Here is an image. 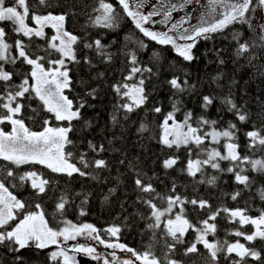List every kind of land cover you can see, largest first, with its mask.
I'll list each match as a JSON object with an SVG mask.
<instances>
[{
	"label": "snow or ice",
	"instance_id": "obj_1",
	"mask_svg": "<svg viewBox=\"0 0 264 264\" xmlns=\"http://www.w3.org/2000/svg\"><path fill=\"white\" fill-rule=\"evenodd\" d=\"M147 2L148 0H117V4L123 13L131 19L135 29L143 37L157 45L171 46L178 57L191 63L198 59L193 49L196 48L200 40H212L214 34L224 32L233 23H248L246 13L250 11L253 0H208L210 8L201 18L199 26H191L190 17H182L179 21L173 22L172 12L177 10L176 5H172L171 10L164 12L162 21L153 20V17L159 16L161 13L155 10L154 6V10L147 14L140 11ZM192 2L193 0H184L180 9L182 10L185 5ZM258 2L259 5L264 6V0H258ZM38 4L51 7L48 0H38ZM134 7L136 10H133ZM217 9H222V11L218 12ZM93 11L98 14L89 18V26L91 27L115 31L124 18L117 8L106 0H98V7L94 8ZM30 12L34 26H30L27 22ZM68 15L67 12L59 15H53L51 12L47 15L37 14L36 11L31 10L28 0H13L12 6H8L6 0H0V25L5 23L11 25L13 33L26 38L28 41L26 43L23 39H17L14 45L16 54L13 55V44L6 39L8 32L4 26H0V89H2L0 91V109L3 110L0 111V125H11L10 132L0 129V161L12 166L4 167L0 164V174L3 176L0 179V246H3L8 253L13 254L12 259L16 264H23V250L29 248L44 250L53 245L56 246L57 250L48 253L51 262L77 264L75 257L70 256L68 251L83 253L93 260H100L101 257L96 254L94 247L78 244L66 251L61 246V240L66 243L86 234L88 237L98 240L105 248L131 253L135 261H139V264H161V260L151 252V247L143 253H138L122 243H106L98 235H93L97 233V229L88 223L77 226L65 220L63 221L64 227L54 229L49 226V221L45 218V212L39 203L35 205L37 211L27 212L21 219H18L17 213L24 210L27 205L13 195L4 183V180L9 178L14 181L18 180L21 186L27 183L35 195L40 197L52 191V185L58 181L54 177H46L34 166L39 165L53 174L66 176L69 179L78 175L94 180L99 179L95 170H107L109 168L105 159L96 157L90 159L87 151H80L75 156V162H73L74 153L71 149L76 145L69 136L70 133L77 130L81 133H87L94 127V122L85 117L83 110L87 107H94L88 103V98L97 99L98 90L92 88L86 91L83 98H77L76 101L70 99L65 92L66 90L68 92L73 90L72 66L80 65L83 62L90 69L96 67V64L87 55L82 58L78 55L81 44L83 49L93 52L102 64H112L116 53L109 51L111 44L103 43L100 38L89 41L67 31L65 21ZM209 15L214 17L218 15L220 18L209 23L206 18ZM157 23L163 24L167 31H155L151 27L145 26L149 24L154 26ZM185 25L190 27H185ZM46 28L53 29L54 34L50 37L47 36ZM34 37L46 41V45L43 46L36 44L35 52L31 47L35 43ZM232 39L238 41L239 34L233 33ZM260 39L264 41V35H261ZM125 40L126 43L124 48L120 50V55L126 61V74L122 80L111 85L112 91L118 97L111 115V123L114 126L120 124L118 113L122 112L123 119L127 120L130 114L148 103L150 93L146 89V82L153 76L159 75L158 69L154 71L153 66L143 64L140 59L139 53L146 51L148 44L144 40H137L135 41V48L129 49L128 42H131V37H125ZM115 42V40L112 41L113 44ZM259 47H264V43ZM40 52L43 54H38ZM248 52L249 45L246 43H240L236 49L238 57ZM53 56L56 58H52ZM217 57L218 63L223 65L225 61L219 58V50ZM253 59L256 57L248 58L249 64L252 63ZM159 60L160 53L152 52L150 63L158 65ZM19 61L30 66V71L24 74L20 83L17 84L13 80L15 73L5 70V65H15ZM261 67L264 68V66ZM261 74L264 75V71ZM104 75V72H98L95 78L103 79ZM221 78V73L212 77L214 82H218ZM167 83L174 90V95L188 93L196 88L195 84L189 83L187 74L183 80L180 76L174 75ZM232 83L234 84L236 81L233 80ZM31 99L39 101L43 110L51 113L56 121L67 122V124L51 127L47 126L50 123L49 120H45L46 126L42 131L30 130L20 117L23 114V108L26 106L21 101ZM215 99L216 97L213 96H204L201 107L207 111ZM221 103L227 111L234 113L241 123L249 121V114L235 103L231 88H229L227 95L221 97ZM28 106L30 107V105ZM180 110L181 101L173 100L172 111L164 116L160 124L161 133L158 142L168 149L174 148L179 151L183 148L186 150L189 158L183 171L193 179H196L199 174L200 178L196 180L197 183L210 186L216 184L218 176H208L205 172L208 168L217 173L234 174L235 182L244 185L245 188L251 187L252 180L244 174L245 168L242 165H250L253 172L264 175V159H253L239 153V144L235 142L236 133L239 129L235 123L229 122L226 128H217L218 120H210L203 115L194 119L190 110L185 112L183 121H177L176 113ZM33 111L35 110L33 109ZM151 111L161 113L162 108L155 106ZM148 130L147 125L143 123L138 129L141 133ZM245 135L249 140L248 148L250 150H264V135H261L259 130L248 131ZM221 140L224 141L222 145L224 152H221L219 147L211 146L220 145ZM109 142L111 143V141ZM87 148L97 157L106 151L104 144L97 145L92 140H87ZM194 153L195 158H193ZM178 160L179 158L176 156H169L163 161L164 169L174 168ZM222 161L229 162V166L227 168L221 167ZM120 163L124 164L125 161L121 160ZM129 165L135 171L136 190L141 194H147L138 197V200L150 209L147 219L151 222L146 225V228L152 233L153 240L156 238L157 230H160L165 237L171 238L173 242L167 244L168 253L164 257L167 264H179L178 261L171 258L170 253L175 251L177 244L184 243L183 238L189 230L196 233V239L185 249V255L198 253L197 245L202 244L203 248L207 250L212 264H216L219 253H225V259L232 254L239 257V260H233L232 264H244L245 257L249 256L254 260H260L259 252L249 249L239 241L235 243L227 241L210 242L207 237L209 235L215 236L217 231V225L210 223V221H216L220 213L224 212L231 222L235 223L238 219L241 226L251 224L255 228L252 234L238 230L232 234L238 237L242 236L249 242L257 238L264 240V209L260 211L258 217L254 218L246 215L247 209L219 208L209 211L206 219L194 224L188 219L185 206L192 205L200 210L211 209L212 206L207 200L188 199L179 194H161L150 182V178L149 182L145 183L143 177L146 176V173L136 171L131 162ZM24 166L32 167L24 172L18 173L16 171V169ZM87 169L92 171H86ZM13 186L17 185L13 184ZM170 191L176 193L175 183H173ZM240 194V191L234 192L231 199L237 200ZM259 195L260 199L264 200V190H261ZM156 200H159L166 207L158 206L155 203ZM83 202H87V197ZM68 203L66 195H61L55 205L56 213L62 216ZM84 214L85 212L81 210L80 215ZM13 221L16 223L13 224ZM120 231L121 229L115 226L107 229V232L113 237H118ZM111 256V262L104 259L103 264H134L132 259H121L116 256L115 251L111 253Z\"/></svg>",
	"mask_w": 264,
	"mask_h": 264
},
{
	"label": "trees",
	"instance_id": "obj_2",
	"mask_svg": "<svg viewBox=\"0 0 264 264\" xmlns=\"http://www.w3.org/2000/svg\"><path fill=\"white\" fill-rule=\"evenodd\" d=\"M48 2L51 7L39 5L38 0H28L31 10L40 15H47L49 12L53 15L69 13L65 21L67 31L89 41L100 38L103 43L111 44L109 51L116 53L112 64H102L93 52L83 49L81 44L78 55L81 58L87 55L96 64V67L90 69L83 62L80 65L72 66L73 90L65 92L70 99L76 101L77 98H83L86 91L92 88L98 90L97 99L88 98V103L94 107H87L83 110L85 117L94 122V127L87 133L77 130L70 133L69 136L76 145L71 149L74 153L73 162L80 151H87L90 159L93 157L105 159L109 168L95 170L99 179L94 180L78 175L69 179L66 176L53 174L39 165L34 166L46 177H54L58 181L52 185V191L40 197L35 195L27 183L21 186L18 180L14 181L11 178L4 180L9 191L27 205L24 210L19 211L18 219H21L27 212L37 211L35 205L39 203L45 212V218L49 221V226L54 229L64 227L63 221L65 220L77 226L88 223L97 229L99 237L105 242L122 243L138 253H143L151 247V252L161 260V264H167L164 260L165 254L168 253L167 244L173 242L171 238L165 237L160 230H157L156 238L153 240L152 233L146 228V225L151 222L147 219L150 209L140 202L138 197L147 194H141L136 190L135 171L130 167L129 162L134 165L136 171L146 173V176L143 177L145 183L149 182L150 178V182L161 194H179L188 199L207 200L212 206L211 209L200 210L192 205L185 206L187 217L194 224L206 219L209 211L219 208L247 209L246 215L258 217L260 211L264 209V200H261L259 195L260 191L264 190V175L253 172L250 165H242L245 168L244 174L252 180L251 187L245 188L244 185L235 182L234 174L217 173L208 168L205 170L208 176H218L216 184L214 186L199 184L196 182L200 178L199 174L196 179H193L183 171L189 158L186 150L183 148L179 151L174 148L168 149L158 142L161 133L160 124L164 116L172 111L173 100L178 99L181 101V110L176 113L177 121H183L185 112L190 110L194 119L203 115L210 120H218L217 128H226L229 122L235 123L239 129L235 141L239 144V153L253 159H264V150L257 151L248 148L249 140L245 135L251 130H259L261 135H264V75L261 74L264 71V68L261 67L264 66V47H259L264 43L260 39V36L264 35V15L260 18L258 0H253L250 11L246 13L248 23H233L224 32L214 34L212 40H200L196 48L193 49L198 59L191 63L178 57L171 46L157 45L143 37L135 29L131 19L123 13L117 0H106V2L112 3L124 17L115 31L89 26V18L98 14L93 11L98 7V0H48ZM33 5L35 7H32ZM27 22L30 26H34L31 21V12ZM0 26H4L8 32L6 39L13 44V55L16 54L14 45L17 39H23L28 43L26 38L12 32L11 25L5 23ZM45 32L49 37L54 34L51 28H46ZM233 33L239 34L238 41L232 39ZM125 37H131V42H128L129 49L135 48L137 40H144L148 44V49L139 53L140 59L143 64L153 66L154 71L158 69L159 75L153 76L146 82V89L150 93L148 103L130 114L127 120L123 119L122 112L118 113L120 124L114 126L111 123V115L118 97L112 91L111 85L122 80L126 74V61L120 55V50L126 43ZM33 40L35 41L31 45L33 52L36 51V44L46 45L45 40L35 37ZM113 40L116 41L114 44ZM240 43L248 44L249 52L238 57L236 49ZM218 50L219 58L225 61L223 65L218 63ZM152 52L160 53L158 65L150 63ZM38 54L42 55L43 52ZM251 56L256 59H253L249 64L248 58ZM52 58H56V56ZM5 70L15 73L13 80L18 84L23 75L30 71V66L19 61L15 65H5ZM98 72H104L103 79L95 78ZM218 73L222 74V78L218 82H214L212 77ZM185 74H187L189 83L196 85L195 90L174 95V90L171 89L167 81L174 75L180 76L183 80ZM233 80L236 83L233 84ZM229 88H231L235 103L249 114L248 122L241 123L236 115L227 111L221 103V97L228 94ZM206 95L216 97L207 111L201 107L203 97ZM21 103L26 106L23 108L20 118L32 131H42L46 126L45 120H49L50 123L47 126L51 127L67 124V122L56 121L51 113L43 110V106L36 99L23 100ZM155 106L162 108L161 113L151 111ZM0 111L3 110L0 109ZM141 123L147 125L149 129L147 132L138 131ZM1 126L4 131H11V125ZM87 140H92L97 145L104 144L106 151L97 157L87 148ZM211 146L214 147V145ZM169 156H176L179 160L174 168L166 170L163 167V161ZM193 158H195V153ZM121 160H124L125 163L121 164ZM0 164L4 167H12L2 161ZM228 166L229 162H221V167L227 168ZM31 167L24 166L16 171L24 172ZM86 171L92 170L87 169ZM2 178L3 176L0 174V179ZM173 183L176 185V193L170 191ZM13 184L17 186L14 187ZM236 191H240L241 194L237 200L233 201L231 195ZM61 195H66L69 201L62 216L55 210V205ZM85 197H87V202H83ZM155 203L160 207H166L159 200H156ZM81 210L85 212L84 215H80ZM12 223L14 224L16 221ZM210 223L217 225L215 236L207 237L210 242L235 243L239 241L249 249L260 253V260H254L249 256L245 257L244 264H264V240L257 238L249 242L242 236L238 237L232 234L237 230L252 234L255 231L253 225L241 226L238 219L233 223L224 212L220 213L216 221H210ZM113 226L121 229L118 237H113L107 232V229ZM183 239L184 243L177 244L175 251L170 253L172 259L178 261L179 264H212L208 252L202 244L197 245L198 253L185 255V249L196 239L195 232L189 230ZM56 250L55 245L44 250L25 249L22 251L23 264H59V262H51L48 256V253ZM12 256L13 254L8 253L3 246H0V264H16ZM233 260H239V257L232 254L225 259V253H219L216 264H232Z\"/></svg>",
	"mask_w": 264,
	"mask_h": 264
},
{
	"label": "rangeland",
	"instance_id": "obj_3",
	"mask_svg": "<svg viewBox=\"0 0 264 264\" xmlns=\"http://www.w3.org/2000/svg\"><path fill=\"white\" fill-rule=\"evenodd\" d=\"M6 4L8 6H12L13 0H6ZM182 4H184V0H148V2L144 5L143 8L140 9V11L147 14L148 12L154 10L153 8L154 6L155 10L160 11L161 15L153 17V20L162 21L164 19V12L171 10L172 5H176L177 10L172 12L173 22L179 21L182 17H190L191 26H199L201 22V18L205 16V13L210 8L208 0H193L191 4L185 5L183 9L181 10L180 5ZM133 10H136L135 7L133 8ZM217 11L218 12L222 11V9H217ZM258 11L260 13V18H262L264 15V6L260 5L258 7ZM206 18L209 23H212L215 21V19H219L220 17L218 15L215 17L209 15ZM145 26L151 27L152 30H155V31H161V32L167 31V29L161 23H157L154 26H152L151 24L145 25ZM185 27H190V26L185 25ZM169 34L175 35L174 33H169ZM0 129H3L1 125H0ZM223 144H224V141L221 140L220 145H214V147H219L220 151L224 152L223 150L224 148L221 146ZM18 213H17V216H18ZM93 235H98V233H94ZM60 243H61V246L66 251L75 247L78 244H84L89 247H94L96 249V254L101 257L100 260H93L91 257H88L84 255L83 253H74V252L68 251V254L70 256L75 257L77 264H103L104 259H107L111 262V259H112L111 253L113 251H115L116 256L120 257L121 259H132L134 261V264H139V261H135V258L132 257L131 253L121 252L119 249L105 248L104 245L100 244L98 240L92 239L91 237H88L86 234L77 237L76 240H70L66 243L63 240H61ZM111 243H114V242H111Z\"/></svg>",
	"mask_w": 264,
	"mask_h": 264
}]
</instances>
